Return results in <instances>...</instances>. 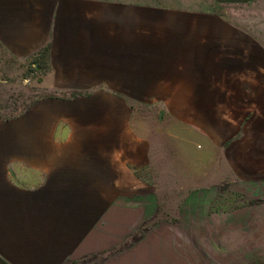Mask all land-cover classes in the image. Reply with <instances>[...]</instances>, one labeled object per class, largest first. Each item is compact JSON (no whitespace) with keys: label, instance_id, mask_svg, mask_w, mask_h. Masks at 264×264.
<instances>
[{"label":"crops","instance_id":"obj_1","mask_svg":"<svg viewBox=\"0 0 264 264\" xmlns=\"http://www.w3.org/2000/svg\"><path fill=\"white\" fill-rule=\"evenodd\" d=\"M263 5L0 0V264H195L231 217L264 236V18L237 14Z\"/></svg>","mask_w":264,"mask_h":264},{"label":"rangeland","instance_id":"obj_2","mask_svg":"<svg viewBox=\"0 0 264 264\" xmlns=\"http://www.w3.org/2000/svg\"><path fill=\"white\" fill-rule=\"evenodd\" d=\"M258 9L259 11L256 9L252 12L251 10H247L237 14L239 17L242 16V19L245 21L261 20V18H264V11L261 12L264 10V5L259 6ZM260 9L262 10L260 11ZM139 111L148 117L161 115L156 109L144 108ZM256 210L257 211L255 212V215L252 216V219L257 221L259 229L261 225H264L263 204H259ZM248 218L249 219L247 220L251 221V217ZM244 221H246V219L235 221L233 217L227 218V235L223 237L213 235L208 237H195V264H264V236H235V228L242 229L243 233L249 232L246 231L248 229L243 226ZM215 224L219 225L217 221ZM197 242L200 245H197Z\"/></svg>","mask_w":264,"mask_h":264}]
</instances>
